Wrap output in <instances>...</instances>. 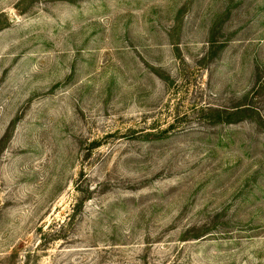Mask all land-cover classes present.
<instances>
[{
  "label": "rangeland",
  "instance_id": "rangeland-1",
  "mask_svg": "<svg viewBox=\"0 0 264 264\" xmlns=\"http://www.w3.org/2000/svg\"><path fill=\"white\" fill-rule=\"evenodd\" d=\"M0 264H264V0H0Z\"/></svg>",
  "mask_w": 264,
  "mask_h": 264
}]
</instances>
